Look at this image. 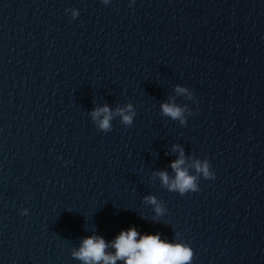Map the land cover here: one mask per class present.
<instances>
[{
  "label": "water",
  "instance_id": "1",
  "mask_svg": "<svg viewBox=\"0 0 264 264\" xmlns=\"http://www.w3.org/2000/svg\"><path fill=\"white\" fill-rule=\"evenodd\" d=\"M128 103L131 126L92 121ZM174 145L215 178L164 187ZM133 226L191 264H264V0H0V264H82L84 238L114 253Z\"/></svg>",
  "mask_w": 264,
  "mask_h": 264
},
{
  "label": "clouds",
  "instance_id": "2",
  "mask_svg": "<svg viewBox=\"0 0 264 264\" xmlns=\"http://www.w3.org/2000/svg\"><path fill=\"white\" fill-rule=\"evenodd\" d=\"M108 3V0H103ZM72 16L79 15L78 9H72ZM175 91L178 94H185L189 99L194 98V94L186 86L177 85ZM162 114L172 120H178L182 125L187 124L185 117L186 106L178 105L175 102H165L161 105ZM136 110L132 103L125 107H118L115 112L107 105L96 107L90 113L92 121L104 132L112 130L114 116L121 118V123L131 126L136 116ZM189 115L192 112L189 111ZM178 149L179 157L171 164L175 171V176L170 177L165 170L159 171L161 183L169 191L178 192L181 195L188 192L199 191V178L203 176L207 179H214L215 173L212 171V164L208 159H196L194 168L196 175L190 174L185 165L184 149L179 145L173 146ZM148 203L155 205V211L159 215L164 209L160 205L156 196L145 197ZM29 209H22V214H28ZM139 237V238H138ZM114 253L107 251L109 243L103 236L91 235L83 239L78 249H73L72 256L82 262V264H116L117 260H123L125 264H191L194 258V250L184 243H172L162 240L159 233L140 235L135 226L128 230H122L120 234L111 242Z\"/></svg>",
  "mask_w": 264,
  "mask_h": 264
}]
</instances>
